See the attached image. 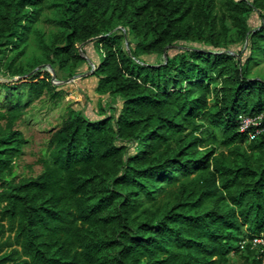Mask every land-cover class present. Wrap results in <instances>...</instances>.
<instances>
[{
  "label": "trees",
  "instance_id": "16d2710c",
  "mask_svg": "<svg viewBox=\"0 0 264 264\" xmlns=\"http://www.w3.org/2000/svg\"><path fill=\"white\" fill-rule=\"evenodd\" d=\"M44 1L1 0L0 50L22 46ZM221 1V10L218 0L54 1L64 31L44 44L48 62L71 68L85 60L77 44L93 38L103 54L92 72L96 90L121 96L123 106L96 119L71 109L51 135L43 171L15 180L24 95H7L0 214L20 249L0 264H264L259 247L240 248L264 235V133L249 140L239 131L241 114L264 113V79L249 75L264 51V0ZM254 11L261 22L252 27ZM233 29L244 60L243 50L230 51ZM22 52L7 59L20 78L2 86L23 85L39 98L52 75L23 77L29 70L14 65ZM216 91L220 107L210 105Z\"/></svg>",
  "mask_w": 264,
  "mask_h": 264
},
{
  "label": "rangeland",
  "instance_id": "374dc122",
  "mask_svg": "<svg viewBox=\"0 0 264 264\" xmlns=\"http://www.w3.org/2000/svg\"><path fill=\"white\" fill-rule=\"evenodd\" d=\"M54 1L45 0L42 3L43 9L35 21L32 22L28 37L20 48L2 46L3 50H0V79L14 78L7 64V59L18 53L21 49H24V52L16 59L15 67L22 65L30 73L40 65L50 64L47 60L44 44L51 43L57 35L64 31V27L59 23L62 9ZM1 7L2 2L0 0ZM222 7V1L218 0L217 10H221ZM260 22L259 14L255 11L252 12L250 25L255 27ZM231 33L236 42L231 45L230 51L231 53L235 52L239 56V52L244 51V42L241 35L235 29ZM130 39L134 41L132 35H130ZM195 45L200 46L199 44L184 43L183 47ZM77 47L78 49L79 47L86 49L87 54H82L85 60L79 61L68 69L61 71L54 69L57 78L61 82L53 83V88L45 90L39 98L29 96L27 87L23 85L6 89L1 83L4 81H0V110L9 108L6 102L7 95L12 94L15 100H17L19 94L24 95L22 102L24 113L15 123V128L23 132L26 143L22 154L15 161L13 173L15 180H19L25 176H36L43 171L42 160L49 157L51 135L62 125L71 109L82 110L86 117L96 119L101 114L104 116L117 115L123 106V98L121 96L103 95L96 90L98 77L93 75L92 67L103 56L100 47L95 42L90 41L78 43ZM170 48L169 51L175 54L179 46H172ZM247 55L248 51H244L243 60ZM163 59H165V55L149 58L153 62H159ZM42 70L51 72L49 67H45L39 71ZM249 75L252 78L264 79V51L255 53ZM222 104V94L219 93L218 95L216 91L210 98V105L220 107ZM127 145L132 144L127 143ZM215 146L217 152H220L222 148L217 144ZM205 149L206 147L204 146L200 147L201 151H205ZM1 189L2 183L0 182ZM1 208L2 204L0 203V211ZM14 249H20V246L15 241V232L8 219H3L0 214V257L10 253ZM232 260L240 262L241 257L239 254L234 253Z\"/></svg>",
  "mask_w": 264,
  "mask_h": 264
},
{
  "label": "built area",
  "instance_id": "2783aa9c",
  "mask_svg": "<svg viewBox=\"0 0 264 264\" xmlns=\"http://www.w3.org/2000/svg\"><path fill=\"white\" fill-rule=\"evenodd\" d=\"M239 131L245 133L249 140H253L264 133V113L259 115H245L239 116ZM248 244L252 247H259L262 257L264 258V235L255 234L251 237L245 238L240 242V248L244 249Z\"/></svg>",
  "mask_w": 264,
  "mask_h": 264
},
{
  "label": "water",
  "instance_id": "95a60500",
  "mask_svg": "<svg viewBox=\"0 0 264 264\" xmlns=\"http://www.w3.org/2000/svg\"><path fill=\"white\" fill-rule=\"evenodd\" d=\"M119 28H122V27H119ZM93 38H90L88 41H90V40H92ZM126 45H127V49H128V51L130 52V49H129V44H128V40H127V35H126ZM79 50H80V53L81 54H83L84 52H83V50H82V48L81 47H79ZM164 55H165V57L167 56V54H166V52H164ZM92 63V62H91ZM95 65L93 64V70H94V67ZM45 67H49L50 69H51V75H52V83H60L61 81L57 78V74H56V71L54 70V68L50 65V64H47V65H45V64H43V65H40L38 68H36V69H34V70H32L30 73H28V74H25L23 77H29V76H31V75H33L34 73H36L37 71H39L40 69H43V68H45ZM20 77H14L13 79H15V80H17V79H19ZM9 80H12V79H10V78H6V79H0V81H9Z\"/></svg>",
  "mask_w": 264,
  "mask_h": 264
}]
</instances>
